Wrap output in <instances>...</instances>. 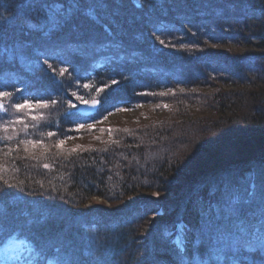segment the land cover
<instances>
[{
	"label": "trees",
	"instance_id": "16d2710c",
	"mask_svg": "<svg viewBox=\"0 0 264 264\" xmlns=\"http://www.w3.org/2000/svg\"><path fill=\"white\" fill-rule=\"evenodd\" d=\"M0 17V264L208 260L228 201L264 185V0H0ZM136 103L164 117L90 128ZM252 223L264 235V201ZM261 244L211 264H260Z\"/></svg>",
	"mask_w": 264,
	"mask_h": 264
},
{
	"label": "snow or ice",
	"instance_id": "6c2138e0",
	"mask_svg": "<svg viewBox=\"0 0 264 264\" xmlns=\"http://www.w3.org/2000/svg\"><path fill=\"white\" fill-rule=\"evenodd\" d=\"M139 3V0H137ZM21 7H24L21 4ZM88 14L91 15V10H88ZM2 19V17H0ZM28 26L35 27V25L28 22ZM163 43V41H161ZM115 83V81H113ZM11 93L8 92H0V98L9 97ZM55 103V101H52ZM46 106V105H41ZM4 105L0 103V109H2ZM14 107L19 111L25 107H31L27 102L25 104H15ZM35 119V117H33ZM21 121L17 120L16 123H20ZM27 127V125H25ZM51 135V133H50ZM10 139V137H9ZM24 143V141H22ZM63 142H61L62 144ZM48 167V165H45ZM264 201V185L260 187L259 192L257 191V185L253 182L248 189L245 190V194L243 197L235 196L228 201L226 212L228 218L231 220V226L234 229V232L230 233L228 237H216L213 242L212 255H210L208 260L200 259L199 257H195L191 264H211V261H220L222 257L218 255V253H224L227 257L229 255L236 256L240 253L250 252L253 249L251 248L252 241L264 240V235H260L257 232L255 225L252 223L253 216L255 215V209L257 207L258 202ZM42 223L46 222L44 220ZM213 227L212 222L208 221V229L211 230ZM251 238V239H249ZM223 241L224 247L217 248L216 245H219ZM197 244H200L201 241L197 240ZM180 248V252L184 253L185 249L183 245H178ZM259 251L261 256L264 257V244L259 245ZM57 253H61V248L56 249ZM182 262L184 261V257L182 256ZM55 264H74L73 259L70 254L63 256H57ZM233 264H236L235 260H233ZM260 264H264V259H261Z\"/></svg>",
	"mask_w": 264,
	"mask_h": 264
},
{
	"label": "rangeland",
	"instance_id": "374dc122",
	"mask_svg": "<svg viewBox=\"0 0 264 264\" xmlns=\"http://www.w3.org/2000/svg\"><path fill=\"white\" fill-rule=\"evenodd\" d=\"M246 11H247V13L250 12V13H248L250 15L253 13V11H250L247 9H246ZM241 15H242L241 18H242V20H244V23H245L246 18H248L249 15H247V14H241ZM252 22H253L252 20H249L248 24L246 23V26H244V27L247 29L248 26ZM242 31L244 32V30H242ZM247 32H245V34H247ZM250 39L253 42V44L257 43V41H255L254 39H252V38H250ZM209 44L211 47L216 48V49L218 48L219 50L230 49L232 51H238V53L242 52L244 49L242 44H239V43L237 44L235 42H227V43L220 42V43H217V45H213V43L210 42ZM259 63H257L256 69L261 67L262 70L261 69L260 70L263 71L264 62H259ZM261 71H258V72H261ZM253 72H255V70ZM258 72H256L254 75V77L257 79L260 76V74ZM250 74H252V73L250 72ZM242 80H245V79H242ZM218 83L224 89H229V88L235 89V88L244 87L245 85H247L248 87L251 86L250 84H245L246 81H240L238 83L233 82L234 84H230L229 85L230 87L227 86L226 84L221 83V82H218ZM84 102H88V101H81V102H79V105L84 103ZM164 106L161 105L158 107V105L156 103H154V104H150V103L137 104L136 103V104H133L132 106L117 107L115 109H112L110 112H108V114L105 117L100 118L99 121H97V122L93 121L90 124V128H93V127H98V128L99 127H109L110 126V129H111L112 126H122V125H130V124L133 125V124H140V123L144 124V123L151 122V121H154V122L159 121V120H161L162 117H164V111L162 110L163 109L162 107H164ZM77 109H78V107H77ZM165 114H167V112ZM199 115H201V114H199ZM203 115H204V113H203ZM192 139H193V141H196V140H198V137H193ZM93 200L98 202V203L101 202V200L98 197H93L92 201ZM179 226H180L179 228H181V227L187 228V224L185 222L181 223ZM180 234H181V236L183 235V230H180ZM175 239H177V238H175ZM23 249H24L23 243H21V242L16 243L15 245L10 247V250L13 252H19Z\"/></svg>",
	"mask_w": 264,
	"mask_h": 264
},
{
	"label": "water",
	"instance_id": "95a60500",
	"mask_svg": "<svg viewBox=\"0 0 264 264\" xmlns=\"http://www.w3.org/2000/svg\"><path fill=\"white\" fill-rule=\"evenodd\" d=\"M99 101L98 100H90L89 102L82 103L78 106L77 112L80 114L89 116L97 111L99 108Z\"/></svg>",
	"mask_w": 264,
	"mask_h": 264
},
{
	"label": "bare ground",
	"instance_id": "6f19581e",
	"mask_svg": "<svg viewBox=\"0 0 264 264\" xmlns=\"http://www.w3.org/2000/svg\"><path fill=\"white\" fill-rule=\"evenodd\" d=\"M177 238H178V240L177 239H175V241H176V245L179 243V244H182V241L181 240H179V238H181V234H179L178 236H177Z\"/></svg>",
	"mask_w": 264,
	"mask_h": 264
}]
</instances>
